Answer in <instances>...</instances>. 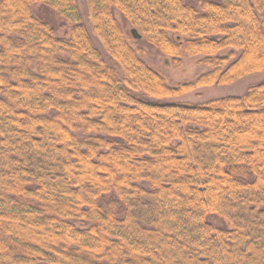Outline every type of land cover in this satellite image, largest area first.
<instances>
[{
	"label": "trees",
	"instance_id": "obj_1",
	"mask_svg": "<svg viewBox=\"0 0 264 264\" xmlns=\"http://www.w3.org/2000/svg\"><path fill=\"white\" fill-rule=\"evenodd\" d=\"M84 3L0 0V264H264V80L167 102L264 72V0Z\"/></svg>",
	"mask_w": 264,
	"mask_h": 264
},
{
	"label": "rangeland",
	"instance_id": "obj_2",
	"mask_svg": "<svg viewBox=\"0 0 264 264\" xmlns=\"http://www.w3.org/2000/svg\"><path fill=\"white\" fill-rule=\"evenodd\" d=\"M201 1L203 0H184L186 4L195 8H199V4ZM76 2L81 20L89 31L84 0H76ZM33 12L35 16L48 23L54 29L56 35L59 38H65L68 36L70 28L66 25H63L62 20L52 11L40 5H35L33 6ZM114 15L120 27L129 38V41L132 44L133 48L138 50L142 60L152 69L161 73L169 82V84L173 85L183 81H192L199 73L205 71L198 66V62L201 60V58L199 57L184 59L182 61V67L176 68L170 58L164 57L159 54L157 50L149 46L143 39L136 38L133 34V28L128 23H126L117 12H115ZM93 40L101 50L104 58L109 61L108 57L102 51L97 40L95 38H93ZM263 80L264 72L256 73L246 76L230 85L200 89L180 98L168 99L167 102L202 104L214 99L231 96L239 97L246 92L248 87L262 82Z\"/></svg>",
	"mask_w": 264,
	"mask_h": 264
}]
</instances>
